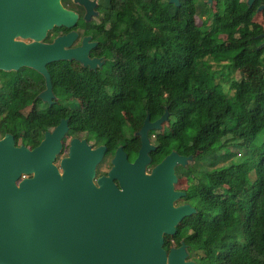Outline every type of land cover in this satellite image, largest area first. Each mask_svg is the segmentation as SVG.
Returning <instances> with one entry per match:
<instances>
[{
    "label": "trees",
    "instance_id": "1",
    "mask_svg": "<svg viewBox=\"0 0 264 264\" xmlns=\"http://www.w3.org/2000/svg\"><path fill=\"white\" fill-rule=\"evenodd\" d=\"M198 1L127 0L121 8L117 0L104 16L110 28L99 30L110 60L96 72L49 64L52 105L37 98L40 73L1 71L0 138L12 133L34 148L70 117L68 135L100 137L106 156L123 145L134 159V132L148 113L154 121L168 107L164 130L150 135L158 144L153 161L173 149L206 157L186 169L187 201L197 212L178 225L176 242L183 239L200 264H264V26L240 0H215L199 25ZM210 59L222 68L213 70Z\"/></svg>",
    "mask_w": 264,
    "mask_h": 264
},
{
    "label": "water",
    "instance_id": "2",
    "mask_svg": "<svg viewBox=\"0 0 264 264\" xmlns=\"http://www.w3.org/2000/svg\"><path fill=\"white\" fill-rule=\"evenodd\" d=\"M54 1L50 8L46 0H0V71L40 73L45 89L37 98L50 105L56 96L49 64L76 62L96 71L105 63L89 57L92 44L86 39L71 47L74 32L43 42L55 22L71 27L76 21ZM169 2L181 6V0ZM260 36L262 48L264 33ZM169 118L168 107L155 121L148 113L138 156L131 161L119 146L108 174L97 178L106 145L93 149L74 137L57 164L68 119L46 131L34 148L17 144L12 133L0 138V264H200L188 260L184 241L170 251L164 247L165 235L176 234L180 222L197 212L190 204L175 205L186 195L175 188V168L193 156L172 151L147 170L155 148L148 132L160 130Z\"/></svg>",
    "mask_w": 264,
    "mask_h": 264
},
{
    "label": "flooded vegetation",
    "instance_id": "3",
    "mask_svg": "<svg viewBox=\"0 0 264 264\" xmlns=\"http://www.w3.org/2000/svg\"><path fill=\"white\" fill-rule=\"evenodd\" d=\"M59 1H60V4L66 10L71 11L72 13H74L76 15V21L73 24V26H71V27L66 26V25H59L58 23L55 22L53 28H51L50 30L47 31V35H46L45 39L43 40V42L52 43V42H54V40L57 37L63 36V35H65L67 33H70V32H74V33H76V37L73 40L71 47H79V46H81L84 43L85 39H86L87 43L92 44V47L90 48V51L88 53L89 57L90 58H97L99 60L105 61L104 65L102 67H98V69L96 71L102 69L106 65V63H108V61L110 60L111 57H110V55L104 54L102 52V44H103V41H104V37H103V35L101 33H99V30H101V29H105L106 30V29L110 28L111 22L109 20H107V19H104V16H105V13H107L110 10H113L115 8L114 5L116 4L117 0H59ZM126 1L127 0H118V3H119L121 8H123L126 5ZM202 1H203V3L209 4L208 0H202ZM240 1L242 3H244V4H246L255 13L253 18H252V21H255L254 18L264 17V8H261V7H264V0H253L251 2V4H249V0H240ZM46 3H47L48 6H50V8L51 7L55 8V1L54 0H46ZM50 10H52V9H50ZM25 42L29 43V42H31V39H26ZM70 63H76V62H70ZM76 64H78V63H76ZM78 65L80 67H83L80 64H78ZM83 68H85V67H83ZM85 69L89 70L88 68H85ZM54 102H57V96L55 97ZM44 103H47V102H44ZM64 118L68 119L69 122H70V117H63L61 119H64ZM165 123H168V121L163 123V126H162V128L160 130H150L148 132L149 136L151 135L152 132L156 131L157 133H159V132H161V130H164V127L166 126ZM143 124H142V126H143ZM142 126H141V128H142ZM141 128L137 129L134 132V136L139 138L138 141L135 140V141L132 142L133 145H134V148L136 150L135 158L138 156V152H139V149L141 147V136L139 135V131L141 130ZM74 137H77V138H80V139H86L87 140V144L91 145L93 149L99 147L100 145H106L105 143H103V140L100 137H97V138H94V139L90 140L88 138V134H80V135L77 134V135L70 136L67 133L66 136H65V139H64V149L62 151L63 153H65V155L64 156H60V155L58 156L57 164L59 163V161L63 157H65L68 154V148H69L70 142H71L72 138H74ZM152 137H153V135H152ZM152 137L150 139H151V142L153 144H155V148L149 152V155L151 156L152 161H151L150 164H148V169H147L148 171H150L156 164L160 163L172 151H176L181 156H185V157H187L189 155L193 156V158L190 159V161L187 163L186 166L177 165L176 168H175V172H176V175H177V178H178L177 182L175 183V188H176V190L185 191L186 192V195L184 197L178 199L175 202V205L179 206V205H183V204H190L191 206H193L191 203H189L187 201V199H188L187 189L190 186V182H189V176L187 174H185V169L184 168H189L192 165L194 166L195 161H196V158H195L194 154L186 153V151H184V149H173L170 153L165 155V157H163L160 161H157V162L155 160L153 161V157H152L151 153L154 152L158 148V144H156L152 140ZM120 146H122L123 149L125 150L123 145H120ZM130 146L133 147L131 144H130ZM107 148H108V146H107ZM115 151L113 153H111L110 155H108V156H106V155L104 156L103 161L98 165L96 178L100 177L102 175H107L108 174V171L111 168V160L113 158V155H114ZM126 153L128 154L129 159L131 161H134L135 158L134 159L130 158V152L126 151ZM197 154H199V151L197 152ZM108 157H111V160L109 162V166H108V168H106V169L101 171L100 167H101L102 164H104V161ZM117 186L120 187L119 185H117ZM195 213H193V214H195ZM193 214L187 216L186 218L192 216ZM175 236H176V234H174V235H168V234L165 235L164 247L168 251H170V249L173 248V247H179V246L182 245L183 239H179V241L176 242ZM168 238L172 239V243L171 244H169L167 242ZM187 250L189 252L188 245H187ZM188 259H191V258H188ZM191 260H194V259H191Z\"/></svg>",
    "mask_w": 264,
    "mask_h": 264
},
{
    "label": "rangeland",
    "instance_id": "4",
    "mask_svg": "<svg viewBox=\"0 0 264 264\" xmlns=\"http://www.w3.org/2000/svg\"><path fill=\"white\" fill-rule=\"evenodd\" d=\"M197 11H198V14H197V16H196V21H197V24H199V25H201L202 24V22H204V21H206L207 19H209V14L212 12V11H214V10H216V2H215V0L212 2V4H207V3H203V1L202 0H199L198 2H197ZM254 20L256 21V22H258L259 24H261V25H263L264 26V17H260V18H254ZM210 61H211V63H212V69L214 70V69H221L222 68V66L218 63V62H216V61H214L213 59H210ZM1 72V71H0ZM237 73V72H236ZM238 76L237 74H234L233 75V77L234 76ZM216 82L217 83H221L222 84V86L224 87V89L226 90V91H229L231 94L233 93V91H230V86H229V84H225V81L222 79V78H220V77H217L216 78ZM0 86H1V81H0ZM29 109L30 108H27L25 111H29ZM166 124V123H165ZM193 133V132H192ZM230 150H232V151H238V152H241V148H238V147H230ZM62 154V155H61ZM60 154V156H64L65 155V153H61ZM110 160H111V157H108L105 161H104V164H102L101 165V167H100V170L102 171V170H104V169H106V168H108V166H109V162H110ZM204 161H206V157L205 156H202L201 157V159H198V158H196V161H195V163H197V165L198 164H202V162H204ZM220 165H222V163H218L217 164V167L218 166H220ZM199 166V165H198ZM187 168H185V174H187L188 176H192L193 175V173L191 172V170H186ZM167 242L169 243V244H171L172 243V239L171 238H168V240H167Z\"/></svg>",
    "mask_w": 264,
    "mask_h": 264
},
{
    "label": "clouds",
    "instance_id": "5",
    "mask_svg": "<svg viewBox=\"0 0 264 264\" xmlns=\"http://www.w3.org/2000/svg\"><path fill=\"white\" fill-rule=\"evenodd\" d=\"M194 156H195V155H194ZM185 218H186V217H185ZM185 218H184V219H185ZM184 219H183V220H184ZM183 220H182V221H183ZM182 221H181V222H182ZM181 222H180V223H181ZM177 228H178V227H177ZM188 260H189V259H188Z\"/></svg>",
    "mask_w": 264,
    "mask_h": 264
}]
</instances>
